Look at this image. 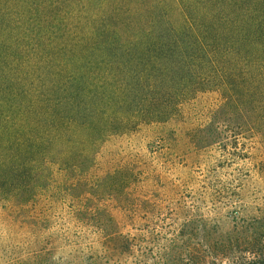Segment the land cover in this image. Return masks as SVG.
<instances>
[{
    "label": "trees",
    "instance_id": "16d2710c",
    "mask_svg": "<svg viewBox=\"0 0 264 264\" xmlns=\"http://www.w3.org/2000/svg\"><path fill=\"white\" fill-rule=\"evenodd\" d=\"M17 1L0 0V89L12 71L18 99L0 197L25 196L34 215L8 241L14 220L0 201V264H64L55 250L65 242L49 230L82 220L96 237L73 230L67 264H264V59L248 54L264 51V0H177L178 22L156 2L136 21L105 13L81 30L62 14L37 20L51 3ZM52 90L59 96L45 97ZM206 90L220 96L171 126L183 101ZM142 123L147 132L124 138L107 167L92 163L100 143ZM193 135L204 141L187 148ZM116 157L132 159L131 183L117 185ZM49 169L74 174L56 182Z\"/></svg>",
    "mask_w": 264,
    "mask_h": 264
},
{
    "label": "rangeland",
    "instance_id": "374dc122",
    "mask_svg": "<svg viewBox=\"0 0 264 264\" xmlns=\"http://www.w3.org/2000/svg\"><path fill=\"white\" fill-rule=\"evenodd\" d=\"M34 1H37L36 3L43 1L45 2V5H48L49 3H51L52 5V9L50 11L48 10L42 11V16L37 18V20L40 18L41 20L45 18L49 19L48 17H50L53 14L54 15L62 14L64 16L63 23H66L68 26H71V27L73 23H78L76 24V26L80 28V30L81 28H86V26H88V24L86 25L84 24V21H90L97 15H100V14L103 15L105 13L110 17L109 22L111 23H114V22L122 23V22L129 21V19H133V21H136L138 20V14L140 13L141 9H143L144 7H148V6H153V4L156 2L163 3V5L169 10L170 16L174 17L172 19L178 22V12L175 9L176 4H178L177 0H34ZM10 3L13 4V6L16 8L18 1L10 0ZM45 5L38 7V4H37L35 6L38 8H43L45 7ZM4 15H5L4 16L5 18L3 19V21L2 20L0 21V27L3 26L4 24H8L6 11ZM22 18L24 19V17ZM80 30L78 33H80ZM12 35H13V32H12ZM248 54L264 59L263 50L261 51L251 50V52H249ZM44 70L47 71V69H44ZM49 73H50V70H49ZM0 76L1 78L3 77V75H0ZM5 76L7 79L4 77V82H5L3 83L4 88L0 89V98L4 99V101L6 102V106H3L0 108V119H1L0 123L2 124V127H0V150L4 149V147H9V148L14 147L13 146L15 145L14 140L16 138V128L15 126H13L14 121L16 119V114L8 110V107L12 102L14 103L13 105H15L18 102L17 98L16 99L13 98L12 100V97H11L13 95L12 93L14 92V90L15 91L17 90V86L14 82V79H13L14 74L12 71L9 70L5 74ZM27 82L28 80L26 81V83ZM26 88H28V86ZM262 91L264 92V86L262 87ZM56 95L59 96V94L56 91L52 90L49 93H47L45 97L52 96L54 98L56 97ZM219 96L220 94L216 90H213V91L206 90L203 93H198L196 96L190 97L191 99L188 98L187 100L183 101L182 111L178 112L180 114L177 115V117H174L169 122L170 125L171 126L174 125L178 129L179 127L181 128L185 125L191 124L192 122H190V119L188 120L189 118L188 115L190 114V112L193 113V116H194V113H198L204 107L202 104L204 100L207 102L208 100L216 99V97H219ZM182 112H185V113L182 114ZM63 113L65 112L63 111ZM144 132H147V127L145 126V123H142L135 129L127 130L124 133H117V134L110 135L109 138H107L104 142L100 143L99 146L97 147L95 151L96 153L93 155L94 161L92 160V163L93 162L94 164L102 163L103 167H107V165L105 164L110 161V158L112 157L111 153L114 152L115 148L122 146L124 142V138H129L132 140L136 138L140 139L141 138L140 136L143 135L142 133ZM194 134H196V132ZM194 136L195 135H193V137H188V139L186 138L185 144L187 148L192 147L193 145H197L199 142L202 143V141H204V140H201V138H199V135H198V138ZM181 140H185V139L181 138ZM56 148L57 147H55V149ZM116 158L117 159L113 160L114 163L112 164V167L114 168V172L112 171V173L115 176V178L118 179L120 182V183H117V185L119 186L121 185V183H124L125 181H128L131 183V180H132L131 165H129L128 161L132 162V159L128 160V158L127 159H122L118 157ZM106 160L108 162H106ZM68 161H70L69 158H68ZM89 168L90 167L88 166L87 167L85 166V168H82V169L76 168L74 169V172H76L78 175H82L81 173L83 171H87ZM49 173L50 175H52L51 176L52 181L54 180L56 182H60V181L64 182L68 176L74 174L73 170L71 172V170L69 169H65L62 171L53 170L52 172H51V169H49ZM104 173H105V170H100V174L104 175ZM262 182H264V180H262ZM82 185L83 184L81 182L79 183L78 187L81 189ZM78 187L74 188L75 192H78L80 190ZM94 189L95 187H93L91 191L87 190L86 193L90 194V192H93ZM24 198L25 196L16 195V194L10 195L8 197L6 196L0 197V201H2L5 204V208H6V210L2 212V215L4 217L5 216L10 217L12 218V220H14L12 224L9 226L11 231L8 232L9 233L8 241H11L13 237L16 236L17 234L16 231L17 232L22 231L23 234L26 235L28 228H29L27 225L29 224L31 220V216L34 215V212H32L31 210L32 208L30 207V203L32 200H29V199L25 200ZM162 217L163 216H156V218H154V221H156V223L162 226L170 225L172 223V222H168V220H165L164 217L163 218ZM67 218L68 217H66V219ZM66 219H65V222H67ZM102 221H104V223H107L105 220H102ZM128 221H130V219ZM131 222L139 226L140 224L144 223V220L140 217L138 218L136 217L135 220H131ZM85 223L87 225L92 226L89 220H82L80 222H67L66 224H64L63 221H60V223L58 221H53V226H51L49 230V236L55 239V245H58V244L60 245L65 242L64 248H66L67 247L66 243L68 244L67 236L71 239L73 236V230L76 231L82 228V229H86V232H89V236L84 238L83 240L89 241L95 238L96 235L92 232L90 228L87 227V225H85ZM50 225H52L51 221H50L49 226ZM68 225L70 226V228L68 227ZM171 226L173 227L174 230L177 227L174 222ZM37 228L33 232V236L35 237L36 235L41 240L43 236L47 235V228L43 227L42 225H38ZM133 229L134 228H132L131 231ZM74 241L75 240H70V242H74ZM57 247H60V246H57ZM64 248H62L63 250L61 248L55 250V256L56 255L58 256L60 254L59 257L61 256L63 257V259L60 260L61 263L67 264L65 256L69 258L70 253H68V249H64Z\"/></svg>",
    "mask_w": 264,
    "mask_h": 264
}]
</instances>
